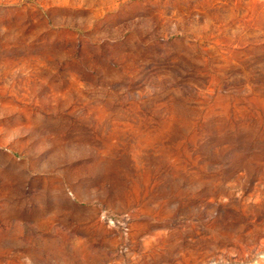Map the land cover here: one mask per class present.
Listing matches in <instances>:
<instances>
[{"label": "rangeland", "instance_id": "374dc122", "mask_svg": "<svg viewBox=\"0 0 264 264\" xmlns=\"http://www.w3.org/2000/svg\"><path fill=\"white\" fill-rule=\"evenodd\" d=\"M0 264H264V0H0Z\"/></svg>", "mask_w": 264, "mask_h": 264}]
</instances>
